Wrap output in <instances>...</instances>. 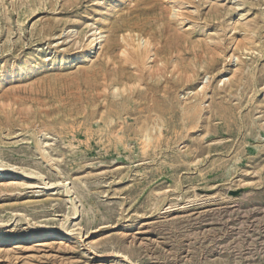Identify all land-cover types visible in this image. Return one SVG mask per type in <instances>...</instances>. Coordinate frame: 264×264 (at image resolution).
Returning a JSON list of instances; mask_svg holds the SVG:
<instances>
[{
	"label": "rangeland",
	"instance_id": "rangeland-1",
	"mask_svg": "<svg viewBox=\"0 0 264 264\" xmlns=\"http://www.w3.org/2000/svg\"><path fill=\"white\" fill-rule=\"evenodd\" d=\"M183 3L0 0V160L42 175L17 186L0 174V237L76 230L0 247V264H264V0ZM94 28L96 55L71 62ZM145 40L156 56L125 60ZM164 64L175 128L152 131L146 150L127 114L156 118L135 103ZM196 102L186 131L182 110ZM104 115L123 146L101 132Z\"/></svg>",
	"mask_w": 264,
	"mask_h": 264
},
{
	"label": "bare ground",
	"instance_id": "bare-ground-1",
	"mask_svg": "<svg viewBox=\"0 0 264 264\" xmlns=\"http://www.w3.org/2000/svg\"><path fill=\"white\" fill-rule=\"evenodd\" d=\"M142 2V4H147L150 2V0H139ZM168 4L172 5L173 8L180 10L181 7L184 5L183 0H165ZM119 3H125L126 5L129 3V0H118ZM176 10V11H177ZM174 15V14H173ZM177 17H182V14L177 13ZM186 19V18H185ZM181 22V25L184 23V19H179ZM188 21V20H187ZM137 25V24H136ZM91 33L88 36V39L86 40L87 45L83 47V49L80 52L68 54V57L70 58L71 62L79 64H83L85 62H89L97 53V46L101 44V36L102 32L99 31V29L94 28ZM73 31H70L69 34H72ZM124 41V40H123ZM145 45L143 46L142 49H135L132 48L131 53H122L125 56V60L131 61L132 65H138L143 63V59L146 57L149 58L151 57L150 55L156 56L154 52H152L153 48L151 47L150 49V42L145 40L144 41ZM128 45V44H127ZM141 46V45H139ZM131 47V46H130ZM245 51V50H244ZM154 53V54H152ZM146 61V60H145ZM154 63V60H153ZM41 69V64H36L32 66L31 68H28L26 71L31 75H35L40 71ZM143 73V72H142ZM167 73V65L164 64L161 67L157 66L156 69L151 67L150 73L148 74V79L151 81L150 84H148V89L147 91L149 92V99L148 100H143L144 98L139 97L138 101L135 103L136 105H141V101H146L144 102V111H146L148 114L154 113L156 114V118L153 117L152 115H141V112H138V114H130L128 113L127 116L133 115L135 118V123H137V127L134 128H129L128 130H132L134 134L136 135L137 133H140L141 137L143 138L142 140V147L143 149H150V148H155L156 143L153 140V137L151 136V133L153 135L152 131H155V135L158 136L162 135L165 130L171 131L174 130L175 126L173 125V118L175 117V110L171 106V94H170V87L165 86L162 91L159 89V83L162 77ZM15 73H11V78L14 79ZM143 76V74H142ZM17 77V76H16ZM139 78L138 76H133L128 78V81H134L135 79ZM143 79V77H142ZM8 77L3 76V78L0 80V86L6 85L8 83ZM122 81V80H121ZM188 81V80H187ZM144 82V81H143ZM168 85V82H166ZM129 91V95H133L135 93V89H126L124 92ZM160 92L163 93L162 98L159 97L158 94ZM120 94V93H119ZM146 99V98H145ZM140 100V101H139ZM130 102V101H129ZM201 104V103H200ZM198 104V102L193 103V105L186 106L182 110L183 113H181V122L183 123V127L188 130L196 129L198 126L197 124L194 123V118L199 115L200 113V108L201 105ZM141 109V108H140ZM120 117L119 115H117ZM101 120H103L104 124V129L101 132L108 131V142L112 145H115V147H119V145H122V142L120 141L121 136L123 135L122 132L115 131L116 125L114 122V119H112V116L110 115H104L101 117ZM161 120V121H159ZM151 121V122H150ZM123 122V121H122ZM188 122V123H186ZM151 124V125H150ZM180 124V123H179ZM178 124V125H179ZM124 126V125H123ZM123 131V130H122ZM35 139V135H34ZM49 140V139H45ZM134 140V139H133ZM161 142V141H159ZM160 144V143H159ZM44 142L40 141H35V147L36 150L38 151L39 155L44 156V148H43ZM158 145V144H157ZM125 149V148H123ZM70 150V149H69ZM46 159V157H44ZM0 174H7L9 177L5 179V182L10 183L11 185H17V186H24L25 181H30L32 178H37L41 180L42 182V175L40 174H34L32 172H27L24 171L20 168L17 167H7L2 161L0 160ZM0 175V176H2ZM22 182H18V181ZM24 181V182H23ZM15 182V183H14ZM7 183V184H8ZM63 184V183H62ZM52 184L44 183L42 187L44 186L47 188L46 190H49V187H51ZM0 190H9L8 185L6 183H1L0 185ZM65 187V186H64ZM69 192V191H67ZM71 202V201H70ZM73 203V202H71ZM70 203V204H71ZM72 205V215L73 217L77 215L78 209L75 208L74 204ZM5 224H8L7 222L5 223H0V228L4 226ZM32 229H30L26 235L22 238L21 242L19 241L18 238L16 237H0V247L3 246H10L12 244L17 243L18 241L22 244H33V243H41L44 242L50 238L53 240L57 241H66L68 240V237L70 236L69 233L76 231V230H68V229H52L48 227H35L31 226ZM4 234V233H3ZM7 234V233H6Z\"/></svg>",
	"mask_w": 264,
	"mask_h": 264
}]
</instances>
